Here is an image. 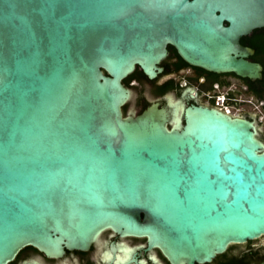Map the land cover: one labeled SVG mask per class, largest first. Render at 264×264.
Masks as SVG:
<instances>
[{
    "label": "water",
    "instance_id": "obj_1",
    "mask_svg": "<svg viewBox=\"0 0 264 264\" xmlns=\"http://www.w3.org/2000/svg\"><path fill=\"white\" fill-rule=\"evenodd\" d=\"M264 0H0V264L27 247L88 250L107 230L172 264H206L264 236L254 121L157 104L123 113L138 66L173 45L190 65L262 78L241 39Z\"/></svg>",
    "mask_w": 264,
    "mask_h": 264
},
{
    "label": "flooded vegetation",
    "instance_id": "obj_2",
    "mask_svg": "<svg viewBox=\"0 0 264 264\" xmlns=\"http://www.w3.org/2000/svg\"><path fill=\"white\" fill-rule=\"evenodd\" d=\"M263 29V28H262ZM259 30V29H258ZM262 32H252L241 39V45L253 49L246 60L262 65V78L253 80L233 72L217 73L187 63L173 45L167 46L166 56L150 78L138 66L123 83L133 95L123 107V113L142 114L151 105L169 113V128L180 117L185 123L182 109L203 107L216 109L234 118L256 123L259 139L264 142V65L262 56L250 40ZM177 113V114H176ZM9 264H172L163 251L151 246L147 237L122 235L104 231L88 250H68L57 257L24 248ZM206 264H264V236L243 244H233L228 250Z\"/></svg>",
    "mask_w": 264,
    "mask_h": 264
},
{
    "label": "trees",
    "instance_id": "obj_3",
    "mask_svg": "<svg viewBox=\"0 0 264 264\" xmlns=\"http://www.w3.org/2000/svg\"><path fill=\"white\" fill-rule=\"evenodd\" d=\"M254 32H262L264 33V28L255 30ZM251 45L257 50V52L260 54V56L264 57V36H257L253 38V40H250ZM260 61H262L264 65V58H262Z\"/></svg>",
    "mask_w": 264,
    "mask_h": 264
}]
</instances>
